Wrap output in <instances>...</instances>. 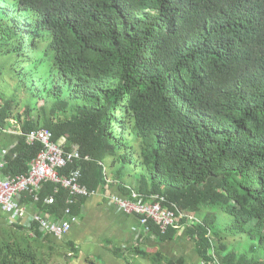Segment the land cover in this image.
<instances>
[{"label": "trees", "instance_id": "1", "mask_svg": "<svg viewBox=\"0 0 264 264\" xmlns=\"http://www.w3.org/2000/svg\"><path fill=\"white\" fill-rule=\"evenodd\" d=\"M5 82L1 126L47 129L95 160L63 175L81 168L94 190L97 161L121 184L140 169L132 190L203 223L187 231L204 264H264V0H0ZM41 149L22 136L5 173L26 172ZM44 189L42 207L55 185ZM67 195L47 212L63 218ZM214 209L231 218L221 230ZM35 232L0 228V264H52L53 242ZM254 232L248 250L229 243Z\"/></svg>", "mask_w": 264, "mask_h": 264}, {"label": "crops", "instance_id": "2", "mask_svg": "<svg viewBox=\"0 0 264 264\" xmlns=\"http://www.w3.org/2000/svg\"><path fill=\"white\" fill-rule=\"evenodd\" d=\"M27 135L28 134H23L21 125L15 120H11L7 125H0V163L3 165L0 169V179L14 177L28 172L30 163H28L26 172L23 171L22 167H16L15 174L5 173V169L9 166V162L13 161L17 156V148L22 136L25 137V143L29 146L26 139ZM61 142L63 144H60ZM36 143L42 146L41 143ZM55 143L61 146V149L65 152H71L74 146L67 147L65 137H62ZM43 148L42 146L41 151ZM79 151L82 155L80 148ZM82 157L84 158L83 160L75 161L70 164L94 160L88 155H82ZM99 162L101 161H97L98 165ZM70 164L59 171L62 176H68L63 175L61 171L66 169ZM103 164L106 166L105 163ZM77 169L81 170V168ZM140 172L141 171H137L132 176L127 175L125 183L121 184L120 181L112 177V174L108 170H106V172L103 170V181L105 182L94 190H90L88 186L83 183V177L81 184L87 187L91 193L89 197L73 198L68 191L64 189L58 190L59 187L54 183H42L39 189L35 190L40 200H42L45 194V185H55L54 195L45 196L46 198L43 199L42 203L45 207L34 203L31 195L28 193H23L21 202L27 207L29 216L40 214L56 223L66 220L68 217L66 212L67 208H70L72 211V206L81 199L79 214L74 215L73 212H71L77 220L72 224L71 230L66 235L62 238H55L43 233V236L50 238L55 246L52 264H167L168 261H178L180 259H183L185 264H204L198 255L196 243L190 239L186 229L176 231L170 230L173 235L172 238L170 240H162L155 233H146L137 216L125 215L117 211L114 199L128 197L130 191H134L130 188L131 184L134 187L133 189H139L137 181H139ZM110 179L114 182H111ZM107 180H109V182ZM136 190L135 192L140 194ZM61 191H66L68 194L65 200L63 218L61 216L62 212L60 215H58L57 212L52 214L51 211L47 212L52 204L44 203L45 199L51 197L56 199L55 195L60 194ZM54 204H57L56 200ZM2 227L27 230L23 226H12L9 216L4 214L0 209V228ZM144 254H149V257H144ZM160 258H162L163 261L160 262Z\"/></svg>", "mask_w": 264, "mask_h": 264}, {"label": "built area", "instance_id": "3", "mask_svg": "<svg viewBox=\"0 0 264 264\" xmlns=\"http://www.w3.org/2000/svg\"><path fill=\"white\" fill-rule=\"evenodd\" d=\"M26 139L29 146L39 142L44 148L30 162L27 173L0 179V209L9 216L12 226L25 227L31 238L36 237L35 230H40L45 235L55 238H62L71 230L72 224L77 220L72 215L70 208H67L66 211L67 219L56 223L40 214L29 216V211L22 204L21 198L23 193H28L31 195L32 201L39 204L41 200L35 190L39 189L42 183L48 182L56 184L59 187L58 190L68 191L73 198L89 197L91 193L87 187L81 184L83 174L80 169L72 171L68 176H62L59 173L68 164L81 161L84 158L77 145L72 147L71 152L61 149V146L54 142L51 131L46 129L29 133ZM99 165L106 172L103 163L99 162ZM2 166L0 163V169ZM107 181L109 182V180ZM44 203L54 204L55 198L45 199ZM114 203L118 212L137 216L141 226L148 234L154 233L153 228H156L161 234H166L171 229L189 230L192 227L203 225L192 212L181 211L163 195H144L132 191L130 197L114 199ZM215 263L219 264L217 260Z\"/></svg>", "mask_w": 264, "mask_h": 264}, {"label": "rangeland", "instance_id": "4", "mask_svg": "<svg viewBox=\"0 0 264 264\" xmlns=\"http://www.w3.org/2000/svg\"><path fill=\"white\" fill-rule=\"evenodd\" d=\"M2 88H0V91H8V92H12L13 87L11 88L9 86V82H5V83H0ZM24 96V95H23ZM43 104V100L41 97H39V99L37 100L36 103V108L39 109V107H41ZM138 172L140 170H137ZM210 216H216L217 218V223H218V227L217 230H221L224 226L228 225V223H231V218L224 212H220L217 210H213L209 213ZM253 235V236H252ZM256 236V233H247V234H240V233H229L228 234V239H229V243H233L235 241H237V250H248L249 246L248 244L252 241L253 237ZM258 241H256L257 243ZM252 244H255L254 242H252ZM53 262V261H52ZM57 262V261H54Z\"/></svg>", "mask_w": 264, "mask_h": 264}, {"label": "bare ground", "instance_id": "5", "mask_svg": "<svg viewBox=\"0 0 264 264\" xmlns=\"http://www.w3.org/2000/svg\"><path fill=\"white\" fill-rule=\"evenodd\" d=\"M135 192V191H134Z\"/></svg>", "mask_w": 264, "mask_h": 264}]
</instances>
